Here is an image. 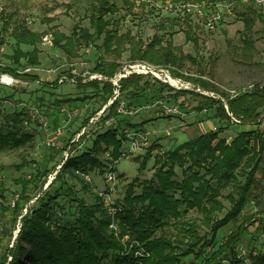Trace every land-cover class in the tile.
<instances>
[{
  "label": "rangeland",
  "instance_id": "obj_1",
  "mask_svg": "<svg viewBox=\"0 0 264 264\" xmlns=\"http://www.w3.org/2000/svg\"><path fill=\"white\" fill-rule=\"evenodd\" d=\"M110 1L117 10L104 16L109 21L105 30H109L111 34L106 38L102 34L97 39L96 44L100 46V50L95 51L84 43L79 45L71 36V51L68 53L53 43V37L59 34L70 36L76 26H89V5L86 0H0V65L14 66L20 72L37 75L40 80L38 83L15 78L11 80L4 76L3 82L0 81V124L4 129L12 128L18 133L32 136L18 146L0 149V194L3 195L0 201L3 204H13L19 195L21 186L15 182L17 178L28 179L35 174L37 168L43 172L45 168L51 169L58 162L59 155L47 156L51 142L55 146H61V140L70 137L77 130L80 133L83 130L90 132L78 146L77 151L80 152L85 146L91 145L97 131H103L107 127L115 128L118 120L124 126V138L121 140L118 158L112 156L111 145L101 143L104 150L98 154L101 167H95L86 173L73 171V174L65 176L78 198H82L88 205H96L100 197L106 208L114 203L122 205L131 184L132 192L139 194L141 182L153 178V172L160 165H155V160L163 159L165 152L205 131H217L221 127L223 131L218 132L217 137L230 142L241 130L258 129L264 140V123L247 126L220 120L215 117L213 108L206 106L204 98V95H208L218 99L222 94L230 95L249 84L264 80V0H253L252 4L248 0H243L242 3L234 0H194L205 3L202 16L186 12L182 15L179 11L166 12L137 5L129 0ZM216 5H219L220 18L211 29L206 23ZM247 7L250 9L248 12L245 11ZM22 27L35 35L32 43H17L13 32ZM45 35L50 38L49 42L43 40ZM64 42L65 39L61 41ZM166 44L171 45L178 54H187L181 61L182 64L179 62L180 67L174 64L171 68L201 79L203 85L180 78L190 84L186 88L171 81L164 82L163 73H143L142 82L146 83V88L140 92V97L135 99L129 94H120L119 100L125 103V111L108 120H100L107 113L103 109L110 100L105 103L100 89L84 83L97 76L91 72L96 54L119 63L120 70L137 63L151 66L155 59L148 57L155 54L157 59ZM17 48L22 51L34 49V59L32 55L31 58L21 56L17 65H14L13 54ZM146 48L150 54L147 55L148 59L142 61L139 57ZM31 59L35 60L33 64ZM69 73L73 77H69ZM168 73L176 78L172 72ZM113 78L111 81L114 83ZM55 79L59 82L58 87L50 93V88L41 83ZM185 89L197 93L184 92ZM114 92L116 95L117 91ZM62 99L69 101L56 104V100ZM170 106L177 108L178 112L169 113L167 107ZM17 113H21L19 118L22 121L12 125L11 116ZM85 118L90 119L83 127ZM24 120L27 121L26 124ZM119 134L120 129L117 136ZM74 138L77 139V135ZM151 146L154 149L142 166L143 155ZM187 148V145H182L180 152L184 153ZM63 154L66 156V152ZM262 155L264 159V151ZM262 163L263 161L259 165ZM189 164L190 161L186 160L183 167L174 165L173 179L182 180L186 176L183 171ZM251 164L249 162L242 165L243 169L235 168L233 178L218 185L216 191L223 206L221 210L210 206L204 208L210 211L206 214L203 206L198 208L196 205L187 207L181 204L178 208L179 216L164 218L163 225L155 230V235L165 236L174 242H188L189 234L183 229L190 226L195 229L199 238L205 236L208 239V225L212 220L221 218L229 209L230 203L226 196L228 193L238 192L237 187L242 186L245 181L244 168H249ZM192 169L202 174L205 168L200 165L193 166ZM108 172L115 176L114 180H108ZM53 174L54 172L45 177V183L32 185L31 194L37 195L42 187L44 189ZM252 177L253 183L241 212L235 220L216 231L213 243L203 247V254L216 249L234 224L251 216V221L246 223L245 232L236 245V252L244 260V264H261L256 256H264V176L258 168ZM153 180L156 182L155 178ZM41 181H44L43 177ZM196 183L195 181L193 185ZM210 183L215 186L214 180H210ZM175 196L178 197V192H175ZM34 198L21 200L22 212L32 205ZM9 212L5 211L0 222V254L8 242L7 232H12L10 243L8 242L11 245L20 226L18 217L15 229L12 228ZM75 212V202L59 201L53 206L51 220L72 221ZM119 224L118 219L112 224L116 236ZM127 239L128 236L123 235L120 240L124 242ZM201 243L202 241L199 245ZM202 255L193 258L189 254L184 257L183 262L201 264Z\"/></svg>",
  "mask_w": 264,
  "mask_h": 264
},
{
  "label": "trees",
  "instance_id": "obj_2",
  "mask_svg": "<svg viewBox=\"0 0 264 264\" xmlns=\"http://www.w3.org/2000/svg\"><path fill=\"white\" fill-rule=\"evenodd\" d=\"M89 5L88 27L76 26L70 36L54 35L53 43L62 48L63 51L70 53V38L73 36L75 43L79 45L84 43L85 46L100 50L96 44L97 39L103 34L106 38L111 33L105 30L109 21L104 18L108 12L117 10L115 4L110 0H86ZM177 1V0H176ZM242 3L243 0H234ZM253 3V0H248ZM245 8V11H250ZM78 30V32H76ZM13 36L17 43H32L35 35L27 32L22 27L14 30ZM65 39L64 43L61 41ZM150 45V44H149ZM35 50L22 51L17 48L13 54V63L17 65L21 56L32 55ZM150 54L148 49L141 52L140 59L154 60V66H159L172 72L176 77L185 80H191L193 83L203 85L201 79L182 74L171 68L176 64L180 67L182 60L187 54L176 53L171 45L166 44L161 52L157 55ZM33 64L35 60H30ZM145 62V61H144ZM180 62V63H179ZM120 64L115 61L106 60L96 54L94 57V66L91 72L100 75L102 78H93L84 82L88 86L98 88L103 93L107 103L105 109L107 113L102 117V121L108 120L119 115V95L122 93L134 96L135 99L140 97V92L146 88V83L142 82L143 74L131 73L126 77H121L117 84H113L109 79L112 78ZM0 73H7L19 80L36 81L40 83L37 75L20 72L14 66L0 65ZM73 77L72 74H68ZM80 79V78H79ZM50 89L52 93L58 87V80L41 83ZM165 86L169 84L164 83ZM170 89H173L169 86ZM114 89L119 94L114 97ZM184 92L197 93L190 89ZM206 106L213 108L214 115L220 120L231 122V117L239 120L240 125H256L264 123V85L258 87L254 82V87L244 91H238L234 95L222 94L218 99L204 95ZM225 99V103L220 100ZM69 101L68 99L56 100V104L61 105ZM21 113L11 116L12 125L20 123ZM101 116V115H100ZM90 118L83 120L82 126H86ZM121 120L115 128L107 127L103 131H97L88 147H84L80 152L77 151L80 143L89 135V131L80 130L72 132L70 137L61 140V146L53 144L48 148V157L59 155L60 158L51 169L41 172L36 169L35 174L30 178H17L15 180L21 186V191L13 204L9 202L3 204L0 201V222L5 216V211L9 210L11 217V226L15 229L16 219L20 217V226L15 239L11 245L10 238L12 232H7L8 242L0 254V264H184L185 256L191 254L193 258L200 257L205 245L212 244V239L216 231L230 221L235 220L241 212L248 196L249 189L253 183V173L260 169L264 176V140L262 132L258 129L243 130L238 132L230 142L217 137V133L223 131L220 127L218 130H209L201 133L196 138H190L183 144L176 146L172 150L164 153L165 157L154 161V164L160 165L153 172V178L143 180L142 188L139 194L132 192V184L128 187L124 196V203L120 206L115 203V212L109 213L108 208L104 207L103 201L98 197L96 205H88L82 198L76 196L75 191L66 181V175L73 174V171L88 172L95 167H101V161L98 154L104 150L101 143L111 145V154L114 158L120 156L121 140L124 138ZM120 129V136H117ZM77 135V139L74 138ZM31 134L18 133L12 128L4 129L0 124V149L6 146H18L27 139ZM215 140V141H214ZM214 141V142H213ZM187 145V150L180 152L181 146ZM154 146L143 155L142 166L149 158ZM66 152V156H64ZM250 154V155H249ZM248 156V157H247ZM186 160L190 164L183 171L182 180L173 179L175 171L174 165L183 167ZM263 161L262 165L259 163ZM251 162V166L245 169V181L242 186H238V192L228 193L227 199L230 203L229 209L219 219L212 220L208 225L209 229L206 234L210 233L207 239L205 236L199 238L192 228L183 229L189 234L188 242H174L165 236H156L155 230L163 225V219L166 217L176 218L179 216V206L185 204L187 207L193 205L198 208L203 206L214 209H222L220 200L217 198V187L224 180L233 178V170L237 167ZM59 167H56V166ZM204 166V172L200 174L198 170H193V166ZM166 168V169H165ZM54 172L50 182L37 195L31 194L32 185L38 182H46L45 177ZM208 175V178H205ZM44 181H41V178ZM214 180V185L210 183ZM196 185H193L194 182ZM240 188V189H239ZM174 190V192H173ZM178 192V197L175 196ZM3 197L0 194V199ZM35 197V198H34ZM34 198L32 205L21 211L20 202L28 201ZM59 199V200H57ZM62 202H75L76 212L72 221L58 222L51 220L53 206ZM205 210V209H204ZM98 211V214L96 212ZM206 214L210 211L205 210ZM112 215V216H111ZM112 217V218H111ZM118 219L119 233L116 236L113 231L114 221ZM251 221V216L234 224L232 229L226 234L222 242L214 250H209L202 255L201 264H244V260L238 256L236 245L242 238L246 223ZM110 227V228H109ZM123 235L128 239L123 242ZM205 235V234H204ZM202 241L201 245L199 243ZM198 248H196V246ZM196 248V249H195ZM257 261L264 264V256L257 255Z\"/></svg>",
  "mask_w": 264,
  "mask_h": 264
},
{
  "label": "built area",
  "instance_id": "obj_3",
  "mask_svg": "<svg viewBox=\"0 0 264 264\" xmlns=\"http://www.w3.org/2000/svg\"><path fill=\"white\" fill-rule=\"evenodd\" d=\"M130 2L136 3L137 5L142 4L145 5L146 7L150 6L151 8H156V9H161L162 11H166V12H171V13H176V12H181L182 15H184V13L186 12V14H195V15H200L202 16L204 13H202L203 9L205 8V3L203 1H194V0H164V1H153V0H129ZM216 9L213 11V14L211 15V18H209L207 20L206 26H208V28H213L214 24L217 23V21L220 18V11L218 10L219 5L215 6ZM43 40L45 41H50V38L48 37V35H45L43 37ZM163 73V81L164 82H169V73L167 69H163V68H157L154 66H150L149 64L146 63H137L134 65L129 66L128 68L122 69V70H117L114 74V78L113 81L114 83L111 81L112 78H110L109 80L113 83V84H117L118 80L121 77H126L127 75L131 74V73H138V74H147V73ZM118 73V76L116 77V74ZM6 76L7 78H10L11 80L14 78L13 76L7 74V73H0V81L3 82V77ZM94 78H98L101 79L102 77L100 75L94 76ZM177 78V77H176ZM16 79V78H15ZM93 79V77H92ZM178 82V84H180L182 87H186L185 83L182 79L177 78L176 79ZM264 85V80L261 81H257V86L260 87ZM254 87V83L247 85L244 89H240L238 91H244L246 89H250ZM188 88V87H186ZM117 91V94L115 95L114 91ZM114 97L118 96L119 92L117 89H114ZM237 92H232V94H230L231 96L236 94ZM222 103H225V99H221L220 100ZM125 107V103L123 101L119 102V106H118V112H123ZM167 111L169 113H177L178 110L175 107H167ZM262 114H264V112H261ZM231 117V123L233 124H239V120L235 117ZM27 121L24 120V124H26ZM54 142H51V145H53ZM107 178L108 180H114L115 176H113V174H111V172L107 173ZM108 210L110 212L113 213V211L115 210V207L110 206V204L108 205ZM115 212V211H114Z\"/></svg>",
  "mask_w": 264,
  "mask_h": 264
},
{
  "label": "bare ground",
  "instance_id": "obj_4",
  "mask_svg": "<svg viewBox=\"0 0 264 264\" xmlns=\"http://www.w3.org/2000/svg\"><path fill=\"white\" fill-rule=\"evenodd\" d=\"M118 76V73L116 74V77ZM177 78H173L169 75V80L172 82V83H177L178 81L176 80ZM186 85H190L188 82L185 83V86ZM189 87V86H188Z\"/></svg>",
  "mask_w": 264,
  "mask_h": 264
},
{
  "label": "crops",
  "instance_id": "obj_5",
  "mask_svg": "<svg viewBox=\"0 0 264 264\" xmlns=\"http://www.w3.org/2000/svg\"><path fill=\"white\" fill-rule=\"evenodd\" d=\"M248 126V125H247ZM241 131H243V130H241Z\"/></svg>",
  "mask_w": 264,
  "mask_h": 264
}]
</instances>
